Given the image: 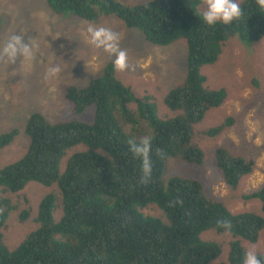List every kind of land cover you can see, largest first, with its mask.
<instances>
[{
  "label": "trees",
  "instance_id": "trees-1",
  "mask_svg": "<svg viewBox=\"0 0 264 264\" xmlns=\"http://www.w3.org/2000/svg\"><path fill=\"white\" fill-rule=\"evenodd\" d=\"M205 0H149L126 5L117 0H47L55 13L96 21L100 13L113 14L128 28L140 30L156 45H169L185 38L188 46L186 76L182 85L170 90L165 104L181 110L174 118H161L150 96L139 97L118 76L114 62L85 86L70 85L65 97L75 114L94 105L92 122L71 119L51 122L39 112L27 118L24 130L13 128L0 135V148L9 145L23 130L29 143L24 155L0 168L3 193H18L29 182L58 185L62 216L54 220L55 196H45L38 206L39 227L15 248L3 242L12 199L0 197V264H211L222 251L220 244L202 238L209 229L230 232L227 264H243L246 250L240 238L257 242L264 231V184L245 200L259 199L261 211L232 212L224 203L209 197L197 178L169 175L168 159L202 164L204 152L194 138V125L208 110L220 107L228 97L225 88L209 89L201 73L215 63L226 41L238 34L247 43L264 36V10L256 0L240 4L242 15L230 25L208 26L198 7ZM135 103L136 108L131 104ZM145 120L151 139V178L141 182V161L130 151L129 139L139 142L137 125ZM234 122L232 117L205 131L217 136ZM84 145L61 161L68 150ZM216 165L233 190L252 173L255 162L225 147L215 150ZM156 205L166 220L143 212ZM21 213V222L29 217ZM228 221L230 231L218 225ZM264 261V254L259 253Z\"/></svg>",
  "mask_w": 264,
  "mask_h": 264
},
{
  "label": "rangeland",
  "instance_id": "rangeland-1",
  "mask_svg": "<svg viewBox=\"0 0 264 264\" xmlns=\"http://www.w3.org/2000/svg\"><path fill=\"white\" fill-rule=\"evenodd\" d=\"M126 5L145 3L149 0H117ZM244 0H238L239 5ZM203 13L207 0L199 5ZM104 27L118 34L119 47L127 53L128 67L117 71V76L132 87L139 97L150 96L157 106L161 118H174L181 110H171L164 102L166 94L185 81L188 57L187 40L181 38L163 46L147 41L143 33L128 28L113 14L100 13L96 21L79 19L70 13H55L47 5V0H0V48L12 35H20L26 43L35 45L30 59L19 57L15 63L0 59V135L13 128L24 130L27 118L32 112L43 113L51 122L79 119L92 122L95 106H89L82 114L72 111L65 97L70 85L85 86L89 81L104 73L105 66L114 62L115 57L93 46L87 28ZM59 66L60 72L53 78H46L50 67ZM209 89L225 88L228 97L217 108L207 111L204 119L194 125V142L204 152L202 164L189 163L182 159H168L164 180L169 175L197 178L203 184L206 194L224 203L232 212L255 211L262 213L259 199L245 200L244 194L252 193L264 184V36L257 42L247 43L238 34L225 43L218 60L201 67ZM136 108V104H131ZM232 117L234 122L219 135L209 136L205 131ZM137 128L143 138L149 131L145 120H140ZM20 130L13 142L0 148V168L20 159L27 150L28 136ZM225 147L237 155L254 160L252 173L244 176L236 190L228 186L216 165L215 150ZM77 145L68 150L61 161L64 171L67 159L75 151L84 150ZM58 185L44 186L29 182L18 193H3L12 200L6 226L2 229L4 244L13 249L24 238L35 231L38 206L49 195L55 196L54 220L62 216L59 207ZM28 209L29 217L21 222V213ZM147 215L166 220L164 212L151 205L143 209ZM202 238L220 244V256L211 264H227L230 255V232L209 229ZM245 250L255 248L257 254H264V231L257 242L239 239Z\"/></svg>",
  "mask_w": 264,
  "mask_h": 264
},
{
  "label": "clouds",
  "instance_id": "clouds-1",
  "mask_svg": "<svg viewBox=\"0 0 264 264\" xmlns=\"http://www.w3.org/2000/svg\"><path fill=\"white\" fill-rule=\"evenodd\" d=\"M258 9L264 10V0H256ZM242 15V10L238 0H207V9L202 13V19L208 26H215L217 23L230 25L232 22L239 19ZM87 33L90 38L89 42L98 49H103L104 52L115 57L114 68L117 71H124L127 65V53L119 47L118 34L104 27L87 28ZM35 45L26 43L22 36L12 35L8 42L0 48V59L6 58L7 61L15 63L19 57L30 59L33 56ZM60 72L59 66L50 67L46 72V78H53ZM128 144L130 151L135 159L141 161V182L147 183L151 178L152 162L150 152L152 142L150 138H142L139 142L134 139H129ZM218 225L226 231L231 230V223L228 221H218ZM243 264H264L256 249L250 248L246 251Z\"/></svg>",
  "mask_w": 264,
  "mask_h": 264
}]
</instances>
